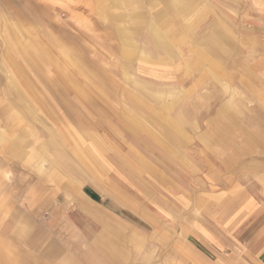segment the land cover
<instances>
[{
    "label": "crops",
    "instance_id": "obj_1",
    "mask_svg": "<svg viewBox=\"0 0 264 264\" xmlns=\"http://www.w3.org/2000/svg\"><path fill=\"white\" fill-rule=\"evenodd\" d=\"M98 1L114 75L0 130V264H264V0Z\"/></svg>",
    "mask_w": 264,
    "mask_h": 264
},
{
    "label": "rangeland",
    "instance_id": "obj_2",
    "mask_svg": "<svg viewBox=\"0 0 264 264\" xmlns=\"http://www.w3.org/2000/svg\"><path fill=\"white\" fill-rule=\"evenodd\" d=\"M99 6L98 0H0L1 131L14 137L30 128L33 136L46 110L84 106L72 90L98 88L90 75L102 85L114 75L117 51Z\"/></svg>",
    "mask_w": 264,
    "mask_h": 264
},
{
    "label": "bare ground",
    "instance_id": "obj_3",
    "mask_svg": "<svg viewBox=\"0 0 264 264\" xmlns=\"http://www.w3.org/2000/svg\"><path fill=\"white\" fill-rule=\"evenodd\" d=\"M15 35V34H14ZM39 47V46H38ZM40 50V49H39ZM23 52L26 54V56H28L29 57V55H28V53L26 52V50L23 48ZM40 52V51H39ZM42 52V51H41ZM43 53V52H42ZM41 53V54H42ZM9 56V55H8ZM17 63V62H16ZM86 72H88V71H86ZM22 77V76H21ZM25 81V80H24ZM13 84V83H12ZM97 85V84H96ZM16 87V86H15ZM100 89V88H99ZM99 91V90H98ZM95 92V91H94ZM102 92V91H101ZM101 92H97L96 91V93H101ZM21 93V92H20ZM34 94V93H33ZM106 94V93H105ZM104 94V95H105ZM106 97V96H105ZM129 108V107H128ZM127 110V109H126ZM133 112V111H132ZM163 114V113H162ZM126 118V117H125ZM142 119V118H141ZM146 120V119H145ZM130 122V121H129ZM63 133V132H62ZM66 133V132H65ZM85 135V134H84ZM57 136V135H56ZM59 136V135H58ZM70 138V137H69ZM66 141H67V139H66ZM69 142V141H68ZM88 149V148H87Z\"/></svg>",
    "mask_w": 264,
    "mask_h": 264
}]
</instances>
